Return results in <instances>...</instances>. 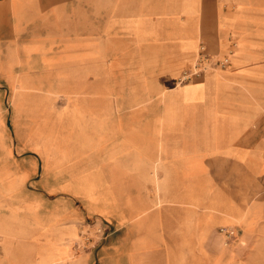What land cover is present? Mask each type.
<instances>
[{
	"label": "crops",
	"instance_id": "obj_1",
	"mask_svg": "<svg viewBox=\"0 0 264 264\" xmlns=\"http://www.w3.org/2000/svg\"><path fill=\"white\" fill-rule=\"evenodd\" d=\"M202 46L228 68L177 82ZM234 254L264 256V0H0V264Z\"/></svg>",
	"mask_w": 264,
	"mask_h": 264
},
{
	"label": "built area",
	"instance_id": "obj_2",
	"mask_svg": "<svg viewBox=\"0 0 264 264\" xmlns=\"http://www.w3.org/2000/svg\"><path fill=\"white\" fill-rule=\"evenodd\" d=\"M230 65V57L229 55H224L222 57H215L211 54L206 47L202 46L199 50V54L197 56L196 61L190 69H187L183 72L182 76L179 78L180 83L192 80L194 78L201 77L206 71L211 68H228ZM220 233L223 236V241L226 246L230 243L236 241L238 237L239 231L235 227H223L220 229ZM91 238H87L86 240H90Z\"/></svg>",
	"mask_w": 264,
	"mask_h": 264
},
{
	"label": "rangeland",
	"instance_id": "obj_3",
	"mask_svg": "<svg viewBox=\"0 0 264 264\" xmlns=\"http://www.w3.org/2000/svg\"><path fill=\"white\" fill-rule=\"evenodd\" d=\"M191 67H192V66H191ZM191 67H190V68H191ZM190 68H188V69H190ZM215 69L221 70L222 68H211V69H209L208 71H210V70H215ZM225 69H226V68H225ZM186 70H187V69H186ZM186 70H185V71H186ZM206 72H207V71H206ZM182 74H183V73H181V74L179 75V78L182 76ZM177 82L180 83V80L178 79ZM185 82H186V81H185ZM138 85H139V83H138ZM136 87H137V83L132 82L131 80L128 79V82H127V90L129 91V90L134 89V88H136ZM235 228H236V227H235ZM236 239H237V238H236ZM236 243H237V241H234V242L230 243L228 246H226V245L224 244V248H226V249H231V248L235 247ZM224 264H264V256L261 257V258H256V257H255V258L248 259L247 256L244 255V254H243V255H236V254H234V257H233V258L228 259V260L225 259Z\"/></svg>",
	"mask_w": 264,
	"mask_h": 264
}]
</instances>
